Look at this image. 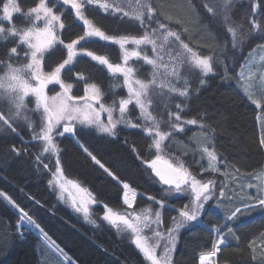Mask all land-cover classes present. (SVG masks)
<instances>
[{"label":"trees","instance_id":"1","mask_svg":"<svg viewBox=\"0 0 264 264\" xmlns=\"http://www.w3.org/2000/svg\"><path fill=\"white\" fill-rule=\"evenodd\" d=\"M36 1L19 0V3L27 9ZM147 1L158 13V19L179 33L184 43L200 54L212 57L214 73L207 77L197 75L194 89L186 101L185 115L203 121L208 128L204 137L207 136L211 141V146L230 170L242 174L257 173L264 167V151L260 147L256 121L258 109L239 91L238 72L249 53L264 43V36L257 29L249 39L245 40L242 36L234 41L227 25L231 18L233 22L243 25L247 33L248 28L253 27L250 20L253 17L251 4L254 0L234 2L232 10L230 8L227 12L229 19L226 21L221 15L205 10L208 5L215 7L216 3L224 0ZM255 1L261 5L258 20L264 25V0ZM85 14L106 34L138 36L142 32L134 20L124 15L113 16L116 14L89 6ZM61 15L66 24L61 35L66 43L78 34H83L85 29L76 22L72 11H61ZM95 41L89 40L87 43L91 48L86 50L98 55H102L101 52L107 53L109 60L118 59L115 46ZM4 47L6 45L0 44V51ZM62 51V48H57L52 53L53 64L63 60ZM225 66L228 79L224 78ZM78 73H82L89 82L98 83L105 91L117 82L103 66L80 57L70 70L63 73V79L74 83V91H81L84 82L76 80ZM201 78L207 81L205 85L199 84ZM115 91L118 96L123 95V89ZM4 101L0 100V109L7 111V103ZM261 113L264 114V109H261ZM21 125H26V121L20 123L17 135L16 132L5 131L6 126L0 123V192L14 201V204L9 203L0 196V264H41L46 259L47 247L31 230L18 226L20 208L27 211L48 232L55 245L62 249L64 256L71 259L73 264H147L139 251L130 242L120 238L103 219L100 218L101 222L97 225L91 222L88 224L57 199L48 183L52 179L53 167L50 166L51 170H43L42 164L34 160L38 146L25 142L30 139V135ZM199 132L197 135L189 132L185 139L176 138L175 142L176 152L188 157L193 169H199L201 164L204 139ZM120 137L117 143L84 138L98 158H102V162L120 177V182L86 159L73 138L57 139L61 148L63 174L89 190L98 201L92 209L94 221L103 215V205L118 212L128 209L122 201L124 182L141 194L137 197L134 209L150 204L151 201L147 199L149 196L164 200L161 195L163 185L143 165L144 161L154 157L148 148L149 138L136 129H120ZM124 139H127V144L123 142ZM13 147L23 150L24 155L17 156L9 151ZM184 200V197L176 198L169 200V203L180 209ZM212 211L207 210L202 216L205 227L193 225L180 233L172 258L173 264H199V255L212 250L214 237L208 228L219 227L222 223L221 212L218 215ZM173 212L168 208L163 210L164 226L166 221H170ZM231 225L234 228L227 234H233L229 241L231 246L220 250L217 264H261V258L264 257V239L261 238L264 234V210L258 208L254 215ZM18 232H23V238ZM254 240L255 260L252 259L253 248L249 247Z\"/></svg>","mask_w":264,"mask_h":264},{"label":"snow or ice","instance_id":"2","mask_svg":"<svg viewBox=\"0 0 264 264\" xmlns=\"http://www.w3.org/2000/svg\"><path fill=\"white\" fill-rule=\"evenodd\" d=\"M96 0H62L63 5L70 6L75 11V17L83 21L84 31L76 39H70V42H65L61 33L57 30L65 29L66 24L62 23V15L57 14L59 9H54L47 0H38L34 6L28 7L26 10L21 6L19 0H0V44L6 45L0 51V89L7 94V100L4 103L9 104L7 111L0 109V123L6 126L5 131L16 132L21 122L27 121V127L30 129V139L26 143H35L38 146L34 160L42 164L43 170H51L52 179L48 181L49 185L58 186L61 192L60 199H63V192L67 191V185H71L79 193H87L88 198L81 196L80 202L77 203V198L72 197L71 207L76 213H82L86 221L89 220L90 210L89 204H96L98 201L91 197V193L87 189L81 188L79 184L73 181H63V172L61 168V148L57 142L58 138H76L75 142L91 163L98 166L109 177L120 182V177L117 176L110 166H106L102 162V158L94 153L89 146L88 138H96L107 140L110 143L120 142L119 125H124L129 128H140L152 138V144L148 145L149 151L154 147L159 153L162 148V142L169 138L172 133L161 131L160 124L157 118L149 110L152 100L149 98L151 91L150 85L156 83L155 78L146 82L145 78H141L142 66L130 64L135 58L136 61H144L146 65L153 68H159L157 61L150 59L146 51H143L140 46H151L152 52H157L164 48V44L158 46V40L169 42V38H174L180 42V47L191 54L192 63L196 68L207 77L214 73V65L212 57L201 56L193 52L192 48L187 43H183L181 35L169 28L168 25L158 19V13L151 5H143V11L138 12L133 20L141 28L143 35H110L106 34L101 27L95 26L93 20L89 19L86 13V6L93 5ZM232 0H224L223 11L225 19H228L227 12L231 7ZM106 12L109 10L107 3L100 4ZM203 6V5H201ZM261 5L254 3L252 11L255 12ZM116 11H120L116 7ZM208 12H215L216 8L208 5L205 9ZM22 18L21 24L16 23V16ZM127 16L128 14L125 13ZM243 25L241 28L243 29ZM255 28L260 29V34L264 36V25L255 23ZM235 35L233 29H228ZM253 29L249 27L247 33H242L243 38L249 39ZM98 38L100 41L111 42L119 46L123 51L121 62H110L105 55L94 54L93 51L86 50L84 44L90 39ZM10 45V46H8ZM126 45H133L131 50L126 49ZM80 48L81 54L90 57L92 61L98 62L99 65L106 66L107 72L111 73L114 78L122 77V84L119 82L113 83L107 91L102 86L95 82H89L84 78L82 73H78L76 80H84L85 88L83 96L73 95L74 84L66 82L63 79V73L70 70L74 60L78 57L77 48ZM260 47H264L261 44ZM62 48L66 51V58L61 62L53 64L51 62L52 53ZM179 55V54H177ZM158 59H162L159 55ZM165 67H167L165 65ZM173 75H176L173 72ZM224 78L228 79L227 67L224 68ZM207 81L204 78L199 80L200 85H205ZM58 87L59 91H54V94H49L52 89L49 86ZM126 87V96H118L115 89ZM164 87V85H161ZM169 91L178 94L179 97L187 98L190 95L187 84L183 88L168 86ZM198 93V90H197ZM264 95V90H262ZM26 98H34V109L29 107ZM249 99L257 108L264 109V103L261 100L253 98L249 93ZM76 101H83L82 104ZM182 103H177L175 107L181 109ZM138 109V115H131V108ZM119 113V118H114L115 112ZM31 113V114H29ZM101 113H107V122L101 119ZM174 115V121H168L169 127L173 131H183L180 123V112ZM35 117V119H33ZM140 121L146 122L144 125ZM147 122L151 123L148 126ZM188 125H196L197 119H187L184 121ZM207 127L206 125H201ZM99 134V135H98ZM23 140V138H22ZM128 143L127 139L123 141ZM260 147L264 149V137L260 139ZM9 151L17 156L24 155L23 150L15 149ZM135 152V149H133ZM203 153L208 158V166L205 171L217 172L216 167L217 155L214 151H209L207 147L203 149ZM48 154V163L44 162L45 156ZM138 158L139 154L136 153ZM55 156L54 165H51V157ZM146 162V161H145ZM51 166V167H50ZM148 168L155 174L158 181L162 185L168 186L169 193H175L176 198L180 199V194L188 193L191 199L188 200L178 211L179 219L170 218V226L166 229L168 237L163 246V258H158L157 247L148 243V237L141 233H152L156 238H160L161 231L153 228V225L159 226L161 222V213H154L155 219H152V211L144 209L137 213L133 210L131 213L125 211L123 213L114 211L112 207L103 205V221L115 228H123L130 230L134 234L133 243L135 247L143 254V256L151 261V264H173L172 252L178 242L179 232L186 228L191 222H196L201 217L206 204L209 201L216 199L217 181L214 179H198L196 175L191 173L183 163L174 164L168 159H164L161 155H155L147 164ZM251 187V185H249ZM123 188V204L129 209L133 208V203L137 198L136 191L129 183L124 182ZM219 196H226L225 185L219 184ZM0 196H4L9 203L14 204L10 197L5 196L0 192ZM131 197V198H130ZM149 200L157 202L155 197L149 196ZM163 199V198H162ZM258 206L264 210V198L257 197ZM158 203V202H157ZM244 207H237L235 211L227 217V221H232L237 217L238 213L247 212L256 207L257 204L243 202ZM15 206V205H14ZM20 223L30 225L39 231L40 235L45 239V242L55 244L39 223H37L31 215L23 208H20ZM227 221L223 227H227ZM95 224L96 221H90ZM231 231V229H229ZM222 228L217 227L215 232L217 236L221 233ZM18 235L23 238V232H18ZM264 239V234L261 235ZM224 239L213 241L212 250L208 255H201L199 264H211L210 257H215L220 251V246L224 245ZM255 241L249 247L253 248L252 259H257L255 255ZM57 250L62 252V249L56 245ZM68 264H72L71 259H68ZM261 264H264V257L261 258Z\"/></svg>","mask_w":264,"mask_h":264},{"label":"rangeland","instance_id":"3","mask_svg":"<svg viewBox=\"0 0 264 264\" xmlns=\"http://www.w3.org/2000/svg\"><path fill=\"white\" fill-rule=\"evenodd\" d=\"M238 1H242V0H232L231 7H230L231 10H232L233 5H234L233 3L234 2L238 3ZM243 1H245V0H243ZM247 1H250V0H247ZM47 2L50 4V6H53L54 9H57V8L59 9L57 14L61 15V11L62 12L66 11V10L72 11L74 13V19L76 20V22H78L79 24H81L83 26V21L78 20L75 17V11L73 9H71L70 6L63 5L62 0H47ZM36 3H38V0L34 3V5ZM104 3H107L110 6L109 10L107 12H109L111 14H116L113 16H117V15L126 16L125 13H127L128 15L126 17L131 19V20H133V17L138 12L143 11V5H145V4L150 5L147 0H96V3H94L93 5H88V6H89V8H100V10L102 12H106L103 8H101L99 6L100 4H104ZM254 3H256L255 0L251 5H253ZM34 5H32V6H34ZM216 5H215V8H216L215 13H217V15H219V16L221 15V17L226 21L227 19H225V14L223 11L224 1H220V3L218 2V3H216ZM116 7H119L120 11H116L115 10ZM258 13H259V8L255 12L252 11L253 17L251 18L250 23L253 26L252 27L253 31H256L258 29V28H255V23H260V19L258 20V17H259ZM15 19H16L17 24H21V21H22L21 16L17 15ZM61 22L63 23L62 20H61ZM227 25H228V29H233L235 32V35H233L231 32L232 39L234 41H236L238 38L240 39V37H242V33H246V28L243 27V29H242L241 25L233 22L231 20V18H230V22L227 21ZM57 30L61 33L63 29H59V27L57 26ZM140 35H143V32H141ZM140 35H138V36H140ZM78 37H79V34L76 37H73L72 39H76ZM90 40H96L95 42H98L100 44H108V45L111 44V45L115 46L117 53H118V59L117 60H110V62H121V63L123 62L122 58H123V51L124 50L120 49L118 45L111 43V42L100 41L98 38H92ZM157 43H158V46L160 44H164V48L161 49L159 51V53L152 52L150 45L149 46L142 45V46H140V48L143 51H146L148 53L150 59H154L157 61V64L160 65L159 68H153L152 66L146 65L144 63V61H142V60L136 61L135 58H133V61H130V64H133L134 66L135 65H141L142 66L141 78H145L146 82L148 80L155 78L156 83L154 85H150L151 91L149 93V98L152 100V104L149 106V110L157 118V122L160 124L161 131H167V132L172 133V135L169 138H167L164 142H162V148H161V151L159 153L156 152L154 147L150 150V152L153 153V156H154L153 159L155 158V155L159 154L164 159H168L170 162H172L174 164L183 163L184 166L186 168H188V170L191 173L196 175L198 179H204V180L214 179L217 181V188L215 190L216 191V199L209 201L206 204L203 212L208 210L209 208L211 210H213L212 212H214L218 215L221 212L222 223H221V226H219V227L222 228V231L219 234V236H217V234L215 232V229L217 227H213V231H214L213 237H214V241H219L220 239H224V241H225L224 245L227 244V246L229 247V246H231V244H229V241H230V238H233V234H230L229 236H227V239H226V237L223 236V233L226 232L228 234L230 232L229 229L234 228V227H230V226H232L231 224H233L239 220H244L245 218L250 217L251 215H254L255 212L257 211V209L260 208L257 204L256 198L257 197L264 198V189H263V187H264V167L260 171H258L257 173L242 174V173H238L237 171L230 170V168L221 160L219 155H217L216 151L211 146V141L208 138H206L207 136L204 137L205 136L204 134L207 132L208 128L201 126V125H205L203 123V121L200 118H189L188 116L185 115L186 101L188 100V97L187 98L179 97L178 94L170 92L169 88H168V86H175L177 88H183L185 86V84H187L189 92L191 93L194 89L193 86H194L195 79H196L197 75H199V77H200V76H203V74L192 63L191 54L188 53L186 50H184L182 47H180V42L175 41L174 38H169L168 43H165L163 40H158ZM183 43H184V41H183ZM260 45H258V47H255L253 49V51H251L249 53L248 57L243 62V65L238 72V82L240 84V87H238V88H239V91L241 90V92L244 94V96L246 95L245 97L248 100H250L249 99V93H251L253 98L259 99L263 103L264 102V95H262V90H264V47H260ZM89 47L91 48V45H88V43L84 44L85 49H89ZM125 47H126V49L131 50L135 46L126 45ZM192 50L197 55L208 56V55L200 54L199 51H197L193 48H192ZM77 52H78V57L74 60L75 64L80 57H86V58L91 60L90 57H87V56L81 54V50L79 47L77 48ZM101 54L105 55V56L107 55V53L104 54L102 52H101ZM177 54H179V55H177ZM158 55L162 59H158L157 58ZM62 58L63 59L66 58V51L65 50L62 51ZM61 61H62V59L59 62H61ZM93 62L99 65L98 62H95V61H93ZM165 65L167 67H165ZM103 67L107 71L106 66H103ZM173 72H175L176 75H173ZM0 75H2V73H0ZM109 75L112 76L111 73H109ZM112 78L114 80H116L117 82L122 84V77L114 78L112 76ZM65 81L73 83V82L68 81V80H65ZM161 85H164V87H161ZM85 86L86 85L83 82V85L81 87V89H82L81 91H74V88H73L72 94L75 96H83ZM49 89L53 90V91L49 92L50 95L54 94V91H59L58 87L53 86V85H50ZM119 89H123V95L122 96H126V87H121ZM0 100H7V94L2 89H0ZM182 101H183V103H182L181 109H177L175 107V105L177 103H181ZM26 102L29 103L30 108L34 109V107H35L34 106V98H26ZM250 102H251V100H250ZM76 103L82 104L83 101H76ZM9 106L10 105L7 104L5 108L7 109ZM130 108H131V115L133 117V122H135V117L138 115V109L132 108V106H130ZM257 109H258V114H257V121H258L257 125L258 126L257 127H258V133H259L258 136H259V140H260L262 137H264V114L261 113V108H257ZM178 111L180 112V115H181V121L176 122V123H180L182 125V127L184 129L183 131H179V130L173 131L167 123L168 121L175 122L174 121V115L170 116L169 113L175 114ZM29 114H31V113H29ZM113 116H114V118H119L118 111L115 112L113 114ZM33 119H35V117H33ZM101 119L104 120L105 122H107V119H108L107 113H101ZM187 119H197V124L196 125H188L184 122ZM140 123L142 125H144L146 122L140 121ZM147 124H148V126H151L150 122H147ZM26 125H27V121H26ZM26 125H21V127H23L24 130L27 132V134L30 135V129ZM118 127L120 129H136L138 131H141L144 135H146L149 138L150 144H152V138L149 137L147 135V133L142 131L140 128H129V127H126L124 125H119ZM189 132L191 133V135H193V134L197 135L199 132V134L201 135L200 137L202 139H204L202 142V143H204V145H203V148L201 151V164H199V167H200L199 169H193L189 164L188 157H186L183 154L180 155L179 153L176 152V144H175L176 138L185 139ZM74 140H75V138H74ZM205 147H207L209 149V151H214L217 155V161L215 162L216 167L218 169L217 172L205 171V169L208 166V158H207L206 154L203 153V149ZM263 151H264V149H263ZM47 155L48 154H44V156H45L44 162L45 163L49 162ZM55 158H56L55 156L51 157V161L53 162L52 165H54ZM53 171H54V167H53ZM230 171H233V173L232 172L230 173ZM63 181H72V180H70L69 178H67L63 174ZM75 183H77V182H75ZM221 183H223L225 185L226 196H224V197L219 196V192H220L219 184H221ZM77 184H79V183H77ZM249 185H251V187H249ZM51 186H52V189H53L54 194L56 195L57 199L61 203H63L65 206H67L70 209V211H73L75 214L80 216V218L88 224L90 221H92V219L94 217V214L92 213V209H93V206L96 204H89L88 205L89 210H90V216H89L88 221H86L84 219L82 213H76L71 207L73 196H75L77 198V203H79L81 196H84V198H88L87 193H79V192H77L76 189H74L69 184V185H67V191H64L62 194L64 198L60 199L61 192H60L59 187L53 186V185H51ZM80 187L84 188L82 185H80ZM163 188L164 189H162V194H161V195H163V198H164L163 201L156 199V201L158 202L157 203V202H153L150 200L151 203L147 204L143 207H140L138 209H134V208L129 209L128 208L126 210L129 213H131L133 210H135V212H137V213H140L144 209H149L153 213L152 219H155L154 213L156 211H159L161 213L160 225L159 226L153 225V228L161 231V233H162L161 237L156 238L152 233L147 232V230L145 232L141 233L142 236L146 235L148 237V243L149 244L159 245L157 247V256H158V258H161V259L163 258V255H164L163 246L166 243V240L168 237V232L166 231V229L170 226V221L169 222L166 221L165 226H164L162 212L165 208L171 209L174 211L173 212L174 214L173 215L171 214L170 218H175L177 220L179 219L178 211H176L178 209L171 206V204L169 203L170 202L169 200L176 199V194L174 192L170 194L169 190H168V186H166V185H163ZM84 189H86V188H84ZM88 192H89V190H88ZM136 193H137V197L141 196V194L139 192L136 191ZM180 196H181V198L182 197L186 198V203L188 202L189 199H191V195L188 193H182V194H180ZM2 197L4 198V196H2ZM91 197H93L92 194H91ZM122 201H123V196H122ZM136 201H137V198L134 201L133 206H134ZM242 201L246 202V203L257 204V206L252 208L251 210H249L247 212L238 213L237 217L235 219H233L232 221H227V217L229 215H231V213L233 211H235V209L237 207H240L241 209H243L244 204L242 203ZM125 206L127 207V205H125ZM229 209H231V210H229ZM15 210H16V208H15ZM227 210H229V211L227 212ZM203 212H202V214H203ZM121 213H123V212H121ZM18 214H19V216L21 215L20 212ZM100 218L102 219V216L99 217V219L96 221L95 225H97L101 222ZM201 219L203 220L202 215H201ZM201 219L199 218L198 221L191 222L187 227L194 225V224H199V223L203 224L204 220L202 221ZM226 221H227V227H223L224 224L226 223ZM104 222L108 227H112V229L114 231H116V234L120 238L127 240L128 242H130L135 247V244L133 243L135 236H134V234H132L130 232V230L123 228V226H121V228L118 229V228H115V227L109 225L108 222H106V221H104ZM18 226L20 228L22 227L20 222H19ZM23 227H26L27 229L31 230L38 237L40 242L44 246L47 247V250L45 252L46 259H44V261L42 262L43 264H68L67 256H64V254L61 251H58L55 244L45 242V239L40 235V233L37 229L32 228V226H30V225H24ZM210 229H212V227ZM183 230H185V228L179 232L178 237ZM224 245H221L220 248L223 249ZM176 248H177V244L174 248V251L172 252V258H173L174 252L176 251ZM135 249L139 251V249H137L136 247H135ZM210 252H208L207 254L205 253V255H208ZM219 252L217 253V255L215 257H210L211 264H217V257H218ZM139 253L143 256V254L140 251H139ZM201 255H204V254H201ZM143 258L145 259L147 264H151V261H148L144 256H143Z\"/></svg>","mask_w":264,"mask_h":264},{"label":"water","instance_id":"4","mask_svg":"<svg viewBox=\"0 0 264 264\" xmlns=\"http://www.w3.org/2000/svg\"><path fill=\"white\" fill-rule=\"evenodd\" d=\"M151 161V160H150ZM150 161H147V162H145L143 165H144V167L146 168V169H148V170H150V172H151V174H152V176L156 179V180H158V178L157 177H155V174L151 171V169L150 168H148V166H147V164L148 163H150Z\"/></svg>","mask_w":264,"mask_h":264},{"label":"crops","instance_id":"5","mask_svg":"<svg viewBox=\"0 0 264 264\" xmlns=\"http://www.w3.org/2000/svg\"><path fill=\"white\" fill-rule=\"evenodd\" d=\"M212 230H213V229H212ZM223 236H224V237H226V239H227V236H228V235H227V233H226V232H224V233H223ZM224 247H227V244H226V245H224ZM220 249H222V248H220Z\"/></svg>","mask_w":264,"mask_h":264},{"label":"flooded vegetation","instance_id":"6","mask_svg":"<svg viewBox=\"0 0 264 264\" xmlns=\"http://www.w3.org/2000/svg\"><path fill=\"white\" fill-rule=\"evenodd\" d=\"M184 199H185L184 202L186 203V198L184 197ZM184 202H183V205L185 204ZM204 213H205V211L203 212V214ZM203 214H202V216H203ZM200 219H201V217H200Z\"/></svg>","mask_w":264,"mask_h":264}]
</instances>
